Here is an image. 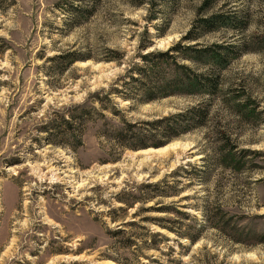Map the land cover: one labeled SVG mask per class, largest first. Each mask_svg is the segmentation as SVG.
Wrapping results in <instances>:
<instances>
[{
  "label": "rangeland",
  "instance_id": "1",
  "mask_svg": "<svg viewBox=\"0 0 264 264\" xmlns=\"http://www.w3.org/2000/svg\"><path fill=\"white\" fill-rule=\"evenodd\" d=\"M76 1L92 11L81 25L71 0H0V264H264V0ZM209 15L235 28L190 45L240 53L218 95L111 96L118 116L101 111L81 145L51 143L52 121L101 109L96 96L120 88L140 54L200 35ZM205 102V128L163 147L122 150L103 134Z\"/></svg>",
  "mask_w": 264,
  "mask_h": 264
},
{
  "label": "trees",
  "instance_id": "2",
  "mask_svg": "<svg viewBox=\"0 0 264 264\" xmlns=\"http://www.w3.org/2000/svg\"><path fill=\"white\" fill-rule=\"evenodd\" d=\"M71 1L68 13L74 18L73 23L81 25V22H85L89 18L92 11L91 9L80 8L76 4V0ZM155 1L163 2V0H148V4L153 6ZM215 3V0H204L201 8L202 10H207ZM76 19L79 21L75 22ZM197 23L196 29L200 31V35L194 34V30H191L179 43L164 52L152 51L144 55L140 54L141 64H135L129 69L127 80L121 83L120 88H113L104 97L96 96L101 109L97 110L94 106L77 107L74 115L68 114L60 120L52 121L50 124L52 126L46 130L50 136L51 143L53 145H58L59 143L68 145V140L74 139L76 143L78 142L76 146L81 145L79 141L85 134L87 125L103 120L102 112H109L118 116L114 109L115 107L111 106L113 104L110 99L111 96L134 104H150L166 98L209 97L208 99H210V97L218 95L222 84L221 74L240 55L237 52L239 46L211 45L201 47L199 44H190L220 28H235V24L228 17L218 15L202 17ZM146 49L147 47H140V51ZM52 61H55V59H52ZM209 117L210 112L205 102L190 108L186 112H181V114L167 116L166 118L152 121V123L143 122L131 125L122 121L121 127L112 131L105 130L103 134L107 140L121 147L122 150L138 151L152 147L158 148L167 145L172 140L181 138L182 135L190 134L196 129L205 128ZM77 132L78 134H76ZM229 155H224L225 160L229 158ZM160 186L156 183L148 185L146 188L156 191L160 189ZM152 199L149 198L146 201ZM176 213L182 215L180 212ZM158 226L162 227L160 224ZM121 234H123L122 231L117 230L112 232V237H117ZM151 237L156 245L162 236L157 233L155 235L151 234ZM180 238L182 240L188 239L190 245H193L200 237L196 234L185 235ZM124 242V248L129 249L133 246L130 244L135 241H132L131 238H126Z\"/></svg>",
  "mask_w": 264,
  "mask_h": 264
},
{
  "label": "bare ground",
  "instance_id": "3",
  "mask_svg": "<svg viewBox=\"0 0 264 264\" xmlns=\"http://www.w3.org/2000/svg\"><path fill=\"white\" fill-rule=\"evenodd\" d=\"M167 148L163 149V150H166ZM154 151H158V150H154ZM165 153V152H164ZM148 158V157H147Z\"/></svg>",
  "mask_w": 264,
  "mask_h": 264
}]
</instances>
